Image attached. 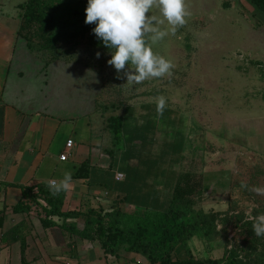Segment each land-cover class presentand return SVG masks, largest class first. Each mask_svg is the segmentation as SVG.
Segmentation results:
<instances>
[{
    "label": "rangeland",
    "instance_id": "1",
    "mask_svg": "<svg viewBox=\"0 0 264 264\" xmlns=\"http://www.w3.org/2000/svg\"><path fill=\"white\" fill-rule=\"evenodd\" d=\"M24 1L0 0L2 19L19 24L17 5ZM73 2L88 12L129 15L147 55L137 64L120 63L119 46L97 49L86 38L60 41L49 52L30 26L21 33L25 39L17 37L13 58L24 68L29 96L41 98V88L47 101L55 99L62 131L73 118L77 141L90 137L86 117L118 115L125 106L148 113L136 119L155 140L149 147L158 155L165 142L182 146L174 176L203 177L208 189L196 208L222 216L218 230L225 226V232L216 239L223 250L214 256L245 248L248 238L235 217L264 213V13L248 0ZM99 137L104 160L111 162L117 148L123 153L122 141L112 145L108 132ZM258 220L264 227V214Z\"/></svg>",
    "mask_w": 264,
    "mask_h": 264
},
{
    "label": "crops",
    "instance_id": "2",
    "mask_svg": "<svg viewBox=\"0 0 264 264\" xmlns=\"http://www.w3.org/2000/svg\"><path fill=\"white\" fill-rule=\"evenodd\" d=\"M2 18L0 12V264H143L139 256L122 249L114 257L104 254L98 244L61 229L58 218H54L56 226L44 227L36 204L42 201L38 198L34 202L30 195L40 186L62 190L61 211H106L116 206L131 213L166 205L175 180V164L171 159L167 162L169 157L160 161L161 153L156 155L149 147L155 140L146 138L150 134L136 119V115L148 113L118 114L123 118L124 151L116 150L117 156L107 162L98 140L109 133L105 127L109 116L99 115L95 120L86 117L83 126L91 133L87 139H75L78 126L74 127L73 118L62 131L56 100L47 101L41 88L42 99L30 97L21 81L24 68L13 63L19 24ZM63 154L64 161L59 159ZM83 162H88L87 169L77 171ZM78 172L86 175L75 177ZM116 173L124 178L116 181ZM21 201L29 206L27 212L18 211ZM65 223H75L78 230L83 227L81 219ZM217 241L194 236L187 247L194 258L219 259L214 255L217 249L223 250V244ZM175 254L180 259L185 257L181 247Z\"/></svg>",
    "mask_w": 264,
    "mask_h": 264
},
{
    "label": "trees",
    "instance_id": "3",
    "mask_svg": "<svg viewBox=\"0 0 264 264\" xmlns=\"http://www.w3.org/2000/svg\"><path fill=\"white\" fill-rule=\"evenodd\" d=\"M248 1L264 13V0ZM17 8L20 10L18 37L25 39L21 33L33 26L35 32L32 37L40 39L42 48L49 52L55 50L60 41L86 38L89 45L97 49L112 51L119 46L116 60L120 63L137 64L147 55L145 41L133 36L135 28L129 15L113 16L84 11L73 0H25ZM261 75L264 80V71H261ZM124 112L132 114L133 109L125 106ZM122 119L119 115H111L106 119L105 127L113 140L112 145L122 141ZM173 143L176 142H165L167 150L163 147L160 161L169 157L166 159L168 163L169 159L171 163L178 162L182 146L177 147ZM87 166L88 162H83L77 171L87 169ZM85 175L78 172L75 177ZM198 179L191 171L177 173L166 205L159 209H137L131 213L116 206L106 211H61L63 191L45 186L38 187L37 192L30 197L34 196L31 197L34 202L38 198L42 201L36 204L44 227L56 226L54 218H58L62 221V224H58L61 229L80 240L98 244L103 253L111 257L117 256V252L122 249L139 256L143 264H264V227L258 220L264 213L259 210L252 212L251 220L243 215L235 217V221L241 224L239 228L242 233L248 238L245 248L226 249L219 259H197L191 255L187 242L194 236L210 242L225 232V226L218 230V225L222 223L219 212L196 208L197 200L208 189L207 185L204 187L203 178L198 176ZM31 190H28V194ZM26 196V193L22 194L23 198ZM18 206L21 212L30 209L24 201ZM70 219L83 220L82 229H76L75 223H65ZM178 247L185 254L183 259L176 257Z\"/></svg>",
    "mask_w": 264,
    "mask_h": 264
},
{
    "label": "built area",
    "instance_id": "4",
    "mask_svg": "<svg viewBox=\"0 0 264 264\" xmlns=\"http://www.w3.org/2000/svg\"><path fill=\"white\" fill-rule=\"evenodd\" d=\"M59 159L62 160V161H64V160L66 159V155H64V154H63V155H60ZM123 178H124V175L121 174V173H116V174L114 175V179H115L116 181H121ZM50 184H51L52 186L55 185L54 182H51Z\"/></svg>",
    "mask_w": 264,
    "mask_h": 264
}]
</instances>
